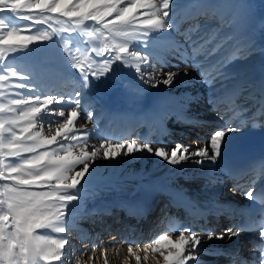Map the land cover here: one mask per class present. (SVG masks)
<instances>
[{
	"label": "snow or ice",
	"instance_id": "obj_1",
	"mask_svg": "<svg viewBox=\"0 0 264 264\" xmlns=\"http://www.w3.org/2000/svg\"><path fill=\"white\" fill-rule=\"evenodd\" d=\"M176 7L177 0H0V65H3L0 72L6 70L8 73L0 74V96L8 89L10 79L32 80L29 72L20 73L6 63L9 58L15 57L17 53H25L35 45H48L54 39H62L60 31L71 33L76 29L86 30L87 22L99 25L95 32L101 36L106 34L107 39L113 40L119 37L121 42L106 45L97 53L104 55L105 52H115L114 57L103 61L107 67L102 71H94L91 64L87 68L80 63L70 64L80 74L83 88H88L91 81L107 77L113 70L111 65L114 62L118 61L129 67L124 60L125 53L147 63L148 53L140 50L130 52L129 42L135 41L141 48L147 49L153 34L168 33L175 27L174 17L178 15L174 11ZM187 7L191 16L223 17L224 9L229 6L214 0H192ZM10 20L27 23L10 26ZM57 22L67 26L57 30L52 27V23ZM37 25H47L51 32L41 31ZM193 31L189 29L181 34L184 39L182 42H175L173 57L182 62L191 61L190 66L197 73L200 82L213 92L207 103L223 121L222 127L215 129L203 145L200 141H195L194 145L176 143L169 153L163 144L153 146L151 141L138 142L137 139H131L127 143H101L99 148L91 152L81 150L78 154H73L68 150L71 145L66 146L62 141L77 139L74 124L83 116V92L76 91L74 97L69 95L66 98L61 95L54 100L49 96L42 100L40 95H31L36 91V84L12 85L25 89L27 99L11 100L12 107L0 105V113H15L21 107L26 109L15 117L0 116V182H3L0 183V264H65L66 260L72 258L68 253L71 241L65 235L70 232L71 206L82 199L81 189L87 182L86 178L92 175L95 158L101 150L105 160L114 161L120 156L134 158L137 153H146L172 166L185 162L201 167L207 162L215 166L221 159L222 145L228 133L249 127V120L252 121L251 129L264 128V119H259L264 117V84L260 87L259 107L250 116L247 115L248 108L233 102L234 97L245 87L243 84L225 93V109L218 107L215 93L223 89L224 81L229 79L224 69L234 58L239 57L240 49L215 60L212 58L233 37L226 34L218 39L220 29L195 36L192 35ZM93 35L94 32L89 30L88 36ZM173 66L179 68L178 64ZM35 67L39 68L40 64ZM135 72L136 79L151 88H157L161 83L171 87L180 74L179 71H170L166 73L167 79L154 82L151 74L140 66L136 67ZM184 75L187 76L188 73L185 72ZM33 102L39 106H30ZM53 102L61 105L67 103L70 107L74 104L75 107H71L67 119L58 123L54 134L43 135L42 131L34 129L38 126L42 128L46 122L45 117L56 114L51 108ZM189 103H199V100L193 96ZM176 105H180L181 111L171 114L179 119L188 105L175 99L161 101L158 111L166 116ZM59 115L63 117L64 111L61 110ZM91 117L92 114L88 113V119ZM192 120L196 121L193 127L200 126L199 119L192 117ZM47 123L51 127L57 122L48 120ZM77 131L87 140V130ZM61 151L64 152L63 155L60 154ZM77 165L83 167L74 171ZM251 185L243 190L245 199L253 202L261 199L264 203V193L258 195L255 180ZM237 190H241L240 185H234L230 189L233 193ZM252 229L264 244V219H250L247 223L233 224L219 233L207 228H202L201 231L206 233L207 241H223ZM165 241H168L169 246H164ZM204 243L206 241L196 231L191 227H184L174 242L169 236L160 235L154 243H149L144 248V252L159 253L163 264H199ZM91 250H95V245ZM252 250L250 261L239 260L234 256V264H264V247L253 243ZM128 253L135 256L137 264H140L141 258L133 252L131 244ZM144 259H147V255Z\"/></svg>",
	"mask_w": 264,
	"mask_h": 264
},
{
	"label": "bare ground",
	"instance_id": "obj_2",
	"mask_svg": "<svg viewBox=\"0 0 264 264\" xmlns=\"http://www.w3.org/2000/svg\"><path fill=\"white\" fill-rule=\"evenodd\" d=\"M214 2L229 6L224 9V16H214L209 25L201 28L193 36L221 29L218 39L223 38L226 34L233 37L217 53V56L212 58L215 60L231 54L236 49L241 50L239 57L234 58L224 69L229 79L224 81L225 87L217 91L215 95L218 99V107L225 109L226 104L223 99L225 93L241 84L245 85L234 97L233 102L236 100L234 102L236 105L248 108L247 115L250 116L254 111L257 97L260 96V87L264 84V0H214ZM177 13L178 15L174 17L175 28H178V31H183L182 33L189 29L194 30L198 24L193 21L205 17L204 15H189L188 7L180 9ZM187 22H191V24ZM57 26L62 29L67 25L58 22ZM95 29L96 26L92 22L87 23L86 30L81 29L83 34H86V40L82 46L80 45L82 38L79 37L76 30L65 34L60 31L59 36L62 39H57L55 44L47 47L45 54H42L50 58L56 67L66 75L64 79L57 80L52 89L44 86L42 93L45 94L41 98L42 100L49 96L54 100L61 95L66 98L69 95L74 97L76 91L83 92V116L74 124L77 139L62 141L66 146L71 145L68 150L73 154H78L81 150L91 152L99 148L101 143H127L131 139H137L138 142L151 141L153 146L163 144L170 153L176 143L194 145L195 141H200L203 145L210 139V132L217 128L202 121L204 119L198 114L209 115L210 119L217 117L212 106L207 103L213 92L200 82L197 73L190 66L191 61L182 62L174 59L175 42H182L184 39L182 35L178 38L172 30L168 33L153 34L148 49H141L137 42L130 41L129 49L140 50L142 53L147 52L148 62L145 63L143 60L125 53L123 54L124 60L130 65L129 67H125L124 63L118 61L114 62L111 65L113 70L107 77L91 81L88 88H83L80 74L72 69L70 64L80 63L85 68L91 64L94 71H102L104 67H107L103 61L106 58L114 57L115 52L111 54L105 52L104 55L97 53L106 45L111 46L121 42V38L107 39L106 34L101 36L95 32ZM89 30L94 32L92 37L88 36ZM87 56L90 60H82ZM177 64L179 65L178 69L173 66ZM163 65L165 68L162 67ZM137 66L150 73L154 82L167 79L166 73L170 71H179L180 74L175 78L171 87H166L161 83L157 88H151L136 79L135 69ZM185 72L188 73L187 76L184 75ZM193 96L197 97L199 103H189ZM167 98L188 105L187 110L179 119L171 113L180 112V105L174 106L169 115L162 116L159 113L160 102ZM71 107H75V105L73 104ZM71 107L67 103L61 105L53 102L51 108L55 110L56 114L52 117H45L46 122L42 129L45 127L43 130L46 133L44 132L43 135L54 134L58 123L67 119ZM61 110L64 111L63 117L59 115ZM88 113L92 114L91 119H88ZM192 117L199 119L200 126L193 127L196 121H193ZM48 120H54L57 123H53L50 127L47 123ZM250 125L251 120H249V127ZM138 126L140 127L139 137L131 136L132 131L134 132ZM249 127L242 128L238 132L228 133L222 145V154L232 135L241 134ZM197 128L204 131L203 134L209 133L208 137L206 136V139L199 138V140L196 136ZM211 128L213 129L211 130ZM81 129L88 131L87 140H84L77 131ZM176 135L180 138H176ZM60 154L63 155L64 152L62 151ZM82 167V165H77L74 171H78ZM192 178L195 179V183H191ZM86 181L81 189L82 199L79 202H74L71 206L70 232L65 235L73 236L72 241L75 244H72L73 247L69 250V255L72 253L73 261L66 260L65 264L72 262L74 264H93L92 261L94 262L96 258L97 264L101 259L106 263L111 259L115 261L114 264H120L118 261L121 258H129L128 247L130 244L134 252L135 250L144 251V248L149 243H154L160 235H167L174 242L178 235L172 234L163 224H157L156 214L163 215L165 212H169L171 207L168 205L175 199L185 200L197 196L220 201L224 199L226 193L224 188L226 181L216 165L212 166L206 162L205 166L201 167L185 162L172 166L166 161L146 153L143 155L137 153L134 158L120 156L113 161L105 160L101 150L95 158L92 175L87 177ZM93 222L106 226V230H109L107 234L112 237L120 235L119 244L121 246L115 245L113 253H110L112 246L108 244V248H106L102 243L95 247L93 255L91 253L87 261L81 258L77 263V258L87 252L93 242L102 234L101 230L96 233V225ZM83 223L88 224L84 226ZM228 226L227 220L215 214L201 215V218L193 223L192 230L206 241L202 245L204 251L200 253L199 264H234V256L239 260L250 261L253 250L245 247V241L237 243L238 249L246 250L242 251V255L230 257L219 255L221 251L226 252L225 249L228 247L233 249L234 243L236 244L240 237L223 241H207L206 233L201 231L202 228H207L219 233ZM126 232L128 233L127 238L125 237ZM56 235L53 233V236ZM152 236L153 240L150 241L152 238L149 237ZM85 238L88 239L84 241ZM163 244L165 247L169 246L168 241ZM148 253L155 258V264L158 262L163 264V258L159 253Z\"/></svg>",
	"mask_w": 264,
	"mask_h": 264
},
{
	"label": "rangeland",
	"instance_id": "obj_3",
	"mask_svg": "<svg viewBox=\"0 0 264 264\" xmlns=\"http://www.w3.org/2000/svg\"><path fill=\"white\" fill-rule=\"evenodd\" d=\"M191 3H192V0H177V7H176V9H174V11L178 12V11H180V9L186 8ZM209 16L210 15L205 16L204 19L203 18H200L198 20L195 19L193 21L194 23L197 22L196 24H198L197 26H199V28H197V26H196V28L192 32V35L194 33H196V32H199V30L201 28H204L207 25H209V22H211L212 19H213V17H214V16H211V18H209ZM26 23H27L26 21H15V20H10L9 21V25L10 26H15V25H18V24L19 25H22V24H26ZM187 23L188 24H191V22H187ZM204 24H206V25H204ZM57 25H58V22L57 23H52V27L53 28H56L57 30H60L61 29L60 26H57ZM95 26H96V28L100 27L99 25H95ZM36 27L39 28L41 31L47 30V31L51 32V28H49L47 25H37ZM178 30H179L178 28H175L174 27L172 29V32H173V34L175 33L177 35V37L178 36L181 37V33L183 31H178ZM76 31L79 33V37L82 38L81 41H80V45L82 46L83 43H85L84 40H86V36H85L86 34H83L84 32L81 29L80 30L79 29H76ZM220 32H221V29H220ZM62 33L65 34L66 32H63L62 31ZM55 42H56V40L54 39L48 45H35V46L31 47L25 53H22V54L21 53H17L15 57H11V58H9L6 61V63H8L10 66H12L15 69H17L18 72L23 73V72H26L27 71L30 74H32V80H30V81L29 80H20V81H18V80L14 79V78L13 79H10L9 80V87H8V89L5 91L4 95L0 96V105H6V106H9V107H12V105L10 104L11 100H13V99H27V94H25V89L13 87L12 85H14L15 83H24V84L34 83V84H36V86H37L36 87V91H34L33 93H31V95L32 96L40 95L41 98H43V96L45 94V93H42L43 90H44V86H48V87H50L52 89L53 86L56 84V81L57 80H59V79L62 80V79L65 78L66 75L63 72H61V70H59V68L56 67L55 63L50 58L42 55V54H45V49L47 47H49L50 45L55 44ZM141 49H144V48H141ZM131 51H132V49H130V52ZM240 52H241V50H240ZM128 54H130V53H128ZM87 57H83L82 60H85V61L86 60H90L89 56H87ZM38 64H40V67L39 68L35 67V65H38ZM162 67L165 68L164 65ZM0 68H3V65H0ZM0 74L7 75L8 73L5 70L3 72H0ZM69 77H72V76H69ZM30 106H39V105H37V104H35V102H33L32 105H30ZM24 110H26V109L24 107H21L15 113L5 112V113H0V116L5 117V118H7V117H15V116H18L19 115V112L20 111H24ZM198 116H200L202 119H204L202 121H204L205 123L212 124L216 128L222 127V125H223V121H221L218 116L215 117L214 119H210V116L209 115H204L203 113L198 114ZM204 117H206V118H204ZM139 128H140L139 126L137 128H135L134 132L132 131V133L130 135L133 136V137H136V136L139 137V134H140L139 133ZM43 129L38 126L34 130L35 131H42V134H44V132H45L44 130L45 129L44 130ZM212 129L213 128H211V130ZM212 131H214V130H212ZM203 132L204 131H202L200 128H197L196 129V136H198V139L199 138L206 139V136L209 133L208 134L207 133H204L203 134ZM210 134H212V132H210ZM123 137H125V136H123ZM162 138H165V137H162ZM176 138H180V137L176 135ZM122 140H119V141H122ZM53 147H56V146H53ZM60 153H62V151ZM25 155H28V154H25ZM191 183H195V179L194 178H192ZM226 195H227V190H226V193L224 194V196H226ZM151 198H152V196H151ZM156 216H157L156 217V219H157L156 222H157V224H160L162 222V216L163 215L162 214H159V215L156 214ZM50 234L53 235V233H50ZM67 237L71 241L72 238H71L70 234H68ZM149 238L150 239L152 238L150 241L153 240V236L152 237H149ZM72 244H75V243L74 242H71V247L68 248V253H69V250L73 247ZM118 246H121V244H119ZM135 251H134V253H136V255H139L140 258H141L140 259V264H155L156 263L155 258H153V256L150 255L149 253L147 254V253H145L142 250H141L142 252L141 251H136L135 252ZM93 252L94 251L91 250V248L88 249V251L85 252V253H83L81 255V257L77 258V260H76L77 263H78V261L81 258L82 259L84 258V260L87 261V258L91 256V253L93 255ZM238 254H242V253H238ZM71 255H72V253L70 254V256ZM145 255H147V259L146 260L144 259ZM71 257L72 258L70 260L73 261V256H71ZM125 260H128V261H125ZM114 262H115L114 260L109 259L107 261V263H106L105 261H103L101 259V261H99V264H114ZM118 262H120V264H137L136 258H134L133 255H130L129 258H127V259L126 258H124V259L121 258ZM92 263L93 264H97V258L94 260V262L92 261ZM66 264H69V263H66ZM70 264H74V262H72Z\"/></svg>",
	"mask_w": 264,
	"mask_h": 264
}]
</instances>
